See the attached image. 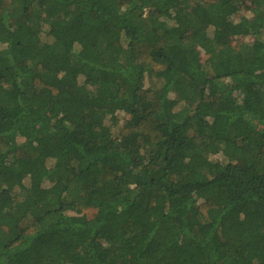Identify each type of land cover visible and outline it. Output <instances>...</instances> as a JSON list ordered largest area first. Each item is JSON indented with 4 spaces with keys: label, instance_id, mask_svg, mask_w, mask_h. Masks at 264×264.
Instances as JSON below:
<instances>
[{
    "label": "trees",
    "instance_id": "1",
    "mask_svg": "<svg viewBox=\"0 0 264 264\" xmlns=\"http://www.w3.org/2000/svg\"><path fill=\"white\" fill-rule=\"evenodd\" d=\"M0 264H264V0H0Z\"/></svg>",
    "mask_w": 264,
    "mask_h": 264
},
{
    "label": "rangeland",
    "instance_id": "2",
    "mask_svg": "<svg viewBox=\"0 0 264 264\" xmlns=\"http://www.w3.org/2000/svg\"><path fill=\"white\" fill-rule=\"evenodd\" d=\"M80 80H81V78H80Z\"/></svg>",
    "mask_w": 264,
    "mask_h": 264
}]
</instances>
